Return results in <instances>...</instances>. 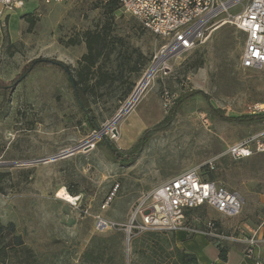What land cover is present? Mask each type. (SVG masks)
<instances>
[{
	"label": "rangeland",
	"instance_id": "obj_1",
	"mask_svg": "<svg viewBox=\"0 0 264 264\" xmlns=\"http://www.w3.org/2000/svg\"><path fill=\"white\" fill-rule=\"evenodd\" d=\"M106 1L47 4L25 0L22 7L5 11L0 18L2 78L14 79L27 63L40 57L69 65L75 76L79 60L87 51L83 34L105 22ZM112 29L152 58L144 71L131 74L137 87L165 54L166 40L145 29L121 5L115 11ZM246 38L243 30L226 22L210 29L195 48L161 61L136 103L116 123L118 134L108 129L90 143L92 146L86 141L99 130L93 131L81 114L69 74L57 67L41 66L21 78L7 109L0 112V170L10 172L2 183L4 192L0 191L3 221H14L26 242L44 259L65 250L73 264H83L82 254L92 236L116 230L98 231L95 215L118 222L117 229L127 233L144 193L191 167H199L204 177L211 178L213 172L215 177L211 179L239 193L243 205L241 212L232 217L207 207L195 209L194 213L218 221L226 234L237 236L238 225L254 213L257 196L251 189L264 183V160L259 161L264 153L248 159L218 155L231 143L264 128V121L261 126L258 122H232L211 108L237 116L254 113L252 106L264 102V68L245 67L241 62ZM196 54L204 55L205 63L197 70L189 69L187 62ZM123 89L116 83L95 95L93 106L102 127L128 102L130 97L121 98ZM186 89L202 90L204 94L184 104L165 127L149 131V141L131 165L116 162L98 144L107 135L127 152L146 130L171 113L174 103L170 108L165 106L164 91H173L178 97ZM76 146L81 147L69 156L28 163ZM62 188L74 199L60 195ZM114 188L117 191L113 201L102 209ZM124 247L128 259L132 249L128 244Z\"/></svg>",
	"mask_w": 264,
	"mask_h": 264
},
{
	"label": "built area",
	"instance_id": "obj_2",
	"mask_svg": "<svg viewBox=\"0 0 264 264\" xmlns=\"http://www.w3.org/2000/svg\"><path fill=\"white\" fill-rule=\"evenodd\" d=\"M49 4L65 0H42ZM25 0H0V18L5 11L23 6ZM122 9L135 17L142 26L166 40L163 52L168 57L198 46L207 32L226 22L235 24L246 33V44L241 62L245 67L264 68V0H119ZM177 95L164 91L165 106L170 108ZM252 112H264V102L255 103ZM264 153V129L231 143L221 155L243 159ZM212 164V161H210ZM114 188L103 201L106 209L113 201ZM243 199L239 193L214 180L205 179L199 167L154 186L144 193L127 228L126 241L138 233L149 230L184 231L187 235L203 233L217 240L240 241L244 252L254 258V264H264V258L255 256V248L264 243L260 228L249 231L237 229V236L228 235L213 219H203L194 213L202 207L212 208L228 216L242 210ZM96 229H117L119 223L95 215Z\"/></svg>",
	"mask_w": 264,
	"mask_h": 264
},
{
	"label": "trees",
	"instance_id": "obj_3",
	"mask_svg": "<svg viewBox=\"0 0 264 264\" xmlns=\"http://www.w3.org/2000/svg\"><path fill=\"white\" fill-rule=\"evenodd\" d=\"M119 7V0L106 1L103 4L105 22L95 29L84 32L87 51L79 60L75 76L69 65L43 57L27 63L22 72L10 81L4 80L0 75V112L7 109L15 85L21 78L23 79L24 76L41 66L57 67L73 76L75 87L71 81L70 86L73 89L78 108L90 128L93 131L100 130L103 125L102 119L93 106L95 95L105 92L117 83L123 86L121 98L126 100L132 95L137 84V81L130 78L131 74L144 71L152 60L144 55L139 47H135L128 38L112 29L114 14ZM1 40L0 36V42ZM204 63V55L196 54L191 56L187 65L189 69L197 70L203 67ZM172 93L174 92L172 91ZM202 93V90L191 91L189 89L180 93L174 101L171 113L159 124L146 130L127 152L118 148L115 141L107 135L101 138L98 144L113 155L116 162L122 165H131L149 141L148 132L165 127L168 123L166 121L175 116L184 104L197 94ZM211 111L226 120L237 123L264 121V112L234 116L225 115L220 108L216 107H212ZM9 175V171L0 170L1 192L5 190L2 183L8 180ZM210 176L214 178L215 174L212 172ZM204 178L213 180L207 176ZM69 190L74 192L71 188ZM215 222L218 226V221L215 220ZM210 240L216 243L219 257L222 260H227L228 247L223 244V241L212 238ZM126 245V233L121 229H116L108 235H93L82 254L81 261L83 264H200L198 256L194 252L177 244L173 231L149 230L136 234L130 243L132 255L128 256V259L130 257L128 262L124 247ZM0 264H73V262L71 255L65 250L55 252L48 259H44L26 242L16 223L14 221L4 222L0 215Z\"/></svg>",
	"mask_w": 264,
	"mask_h": 264
},
{
	"label": "crops",
	"instance_id": "obj_4",
	"mask_svg": "<svg viewBox=\"0 0 264 264\" xmlns=\"http://www.w3.org/2000/svg\"><path fill=\"white\" fill-rule=\"evenodd\" d=\"M4 22V21H3ZM262 122L257 125L261 126ZM264 129V128H262ZM260 129V130H262ZM257 130L253 133H256ZM258 154L252 156L255 157ZM250 158V157H248ZM244 158V159H248ZM264 160V156L259 157V161ZM252 195L257 196V202L254 205L253 215L242 221L238 227H245L249 231L260 228V236L264 235V183L251 189ZM176 242L179 246L186 248L188 251L194 252L199 259L200 264H254V258L248 257L244 252V244L240 241L224 240L223 244L228 247V258L222 260L219 257V249L215 242L203 233L187 235L184 231L175 232ZM215 246V247H214ZM255 256L264 258V243H260L255 248Z\"/></svg>",
	"mask_w": 264,
	"mask_h": 264
},
{
	"label": "water",
	"instance_id": "obj_5",
	"mask_svg": "<svg viewBox=\"0 0 264 264\" xmlns=\"http://www.w3.org/2000/svg\"><path fill=\"white\" fill-rule=\"evenodd\" d=\"M168 55H162L161 56V61L167 59ZM66 69V68H65ZM67 70V69H66ZM69 74V79L71 80L73 86L75 87L74 85V82H73V76ZM146 75V74H145ZM144 78L143 77L141 79V81L139 82V84L137 85L136 89L134 90V92L132 93V95L130 96L128 102L125 104L124 107H122V109L119 111V113L115 116V118L105 127H102L99 132L97 133V135H94L93 137H91L90 139H88L86 141V144H90L93 142V140L98 137L99 135H102V133L108 129H112V131L114 132V134H118V130L116 128V123L119 122L121 120V118L130 110V108H132V106L136 103V101L138 100V96L136 95V92L138 90V88L140 87V85L143 83L144 81ZM92 146V144H90ZM89 145V147H90ZM81 146H76L74 148H71V149H68V150H65V151H62L56 155H53V156H50V157H46V158H42V159H36V160H32V161H28V163H37V162H42V161H51V160H56L58 158H63V157H66V156H69L71 154H73L75 151L79 150ZM16 164H25L26 162H15Z\"/></svg>",
	"mask_w": 264,
	"mask_h": 264
},
{
	"label": "bare ground",
	"instance_id": "obj_6",
	"mask_svg": "<svg viewBox=\"0 0 264 264\" xmlns=\"http://www.w3.org/2000/svg\"><path fill=\"white\" fill-rule=\"evenodd\" d=\"M164 55H166V52H165V54H163V56H164ZM160 63H161V58L158 59V60L153 64L152 68L149 69V70L147 71L146 75L144 76L145 78H144L143 83L140 85V87L138 88V90H137V92H136V95H137L138 97H140V94L142 93V91L144 90V88L146 87V85L148 84V82L150 81V79H151V75L153 74L154 70H156V68L159 66ZM59 193H60V195H62V196H63L65 199H67V200H73V199H74L73 196L70 195V194L66 191L65 188H62V189L60 190Z\"/></svg>",
	"mask_w": 264,
	"mask_h": 264
}]
</instances>
